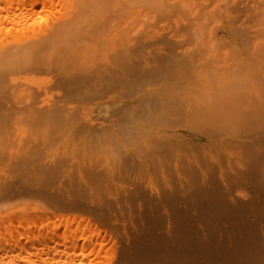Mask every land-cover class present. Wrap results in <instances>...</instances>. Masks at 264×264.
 <instances>
[{
    "label": "rangeland",
    "instance_id": "1",
    "mask_svg": "<svg viewBox=\"0 0 264 264\" xmlns=\"http://www.w3.org/2000/svg\"><path fill=\"white\" fill-rule=\"evenodd\" d=\"M151 1L145 2L149 8L146 4L139 7L141 16L136 21L142 22H133L134 37L139 35L140 24L150 30L144 54L148 72L169 56H180L181 49L191 42L189 25L193 14L184 4H190L192 11L201 9L202 5L212 8L215 0ZM220 1L226 16L217 13V18L236 28L243 22L245 26L240 31L247 33H242L243 40L250 46H255L254 41L260 44L259 54L264 56V23L261 21L264 13L256 17L259 23L252 15L258 3L263 5L258 7L264 11V0ZM206 9L204 7L205 11L212 10ZM259 24L262 30L257 29ZM247 27L249 29H245ZM228 28L222 26L215 31L231 39ZM247 30L252 36L261 35L262 40L255 39L257 35L252 37ZM248 48L254 49L247 46L243 58L231 53V58L226 60L222 55L219 62L224 66L216 59L207 60L199 54L196 65L200 71L182 65L178 72L167 74L166 86L180 93L186 91L181 99L188 97L189 100L176 104L166 126H156L153 131L139 135L133 133L126 143L112 146L111 152L98 139L101 133L93 126H106L119 115L104 111L105 100L73 102L64 127L39 128L35 135L36 161L61 169L43 174L35 184V189L40 187L39 190H20L2 203L15 207L40 203L51 206L52 201L53 207L58 197L52 190L67 189L74 183L79 166L99 162L115 168L132 157L140 158L144 165L129 167L130 178L123 168L124 174L123 170L119 171L120 175L117 173L119 182L115 181L116 174L110 183L114 191L110 189L112 186H105L107 191L101 187L103 192L111 191L108 195L101 192V196L94 190L96 199L101 197L109 209H123L122 214L119 211L117 215L121 219L124 216V230L121 229L120 240L109 252L114 258L112 264H264V57L259 60L256 51L251 53L252 49ZM140 54V51L134 53L137 59ZM141 94L144 90L112 102L120 108ZM185 106L191 113L185 111ZM159 141L167 145L162 155L156 152ZM120 186L126 190L118 191ZM107 199L115 204L108 205ZM125 217L129 219L126 221Z\"/></svg>",
    "mask_w": 264,
    "mask_h": 264
},
{
    "label": "bare ground",
    "instance_id": "2",
    "mask_svg": "<svg viewBox=\"0 0 264 264\" xmlns=\"http://www.w3.org/2000/svg\"><path fill=\"white\" fill-rule=\"evenodd\" d=\"M149 1L152 2L0 0V264H112L114 258L109 256V252L115 242L120 240V231L124 230V216L121 219L117 215L119 211L122 214L123 209H109L100 196V199H96L95 194H109L115 190L110 183L117 173L124 174V170L126 172L129 167L139 165L141 168L144 165L140 158L134 157L115 168L109 167L107 163L84 164L78 167L79 175L67 189L52 190V194L58 197L53 207L50 200L51 206L40 203L17 204L15 207L8 206L7 201L5 205L2 202L20 190H39V186L35 189V184L43 174L61 169L54 164L36 161L38 144L35 135L39 128L64 127L73 102L105 100L102 105L104 111L119 116L106 126L98 128L95 125L93 128L101 133L98 139L111 152L112 146L126 143L133 133L139 135L144 131H153L156 126H166L176 104L180 102L179 105H182L185 102L183 100L188 98L185 96L181 99L186 91L180 93L166 86V75L178 72L182 65L200 71L201 68L198 69L196 65L199 54L207 60L216 59L219 62L222 55H225L223 58L226 57V60L231 58V53L243 58L247 46H253L255 50L248 48L250 52L256 51L259 60L264 57L259 54L260 44L252 40L255 46H250L246 39L243 40V34L247 35L240 31L244 28L243 22L236 28L233 24L219 20L220 16L217 18L216 14L223 13L225 8L220 0H215L210 6L212 8L208 6L207 9H212L208 11L204 10L206 5L191 11L190 4L185 3L183 7L193 14L190 16L187 13L193 17L189 25L191 42L181 49L180 56L173 54L158 66L149 68L151 71L148 72L144 54L150 30L145 27L147 25L140 24L139 35L134 37L133 30L136 28H133L136 26H133V22L141 16L138 13L141 12V6L145 2L149 4ZM258 6L263 5L258 3L256 8H252L255 20L264 13ZM261 21L264 23V15ZM215 22L219 24L218 27ZM260 24L256 27L262 30ZM222 26L229 27L227 31L231 39L215 31ZM248 33L251 35L250 31ZM258 37L262 40L264 34L262 37L257 35L255 39ZM137 51L141 52L138 59L134 55ZM220 65L224 66V63ZM138 90H144V94L129 102L131 104L127 102L117 108L112 102L131 97ZM184 109L191 113L188 106ZM155 147L159 155L167 149L162 141ZM119 175L115 181L119 182ZM105 186H112L110 189L113 190L106 192ZM101 187L106 191L103 192L104 188L102 190ZM123 187L120 186L118 191ZM113 194L115 197L116 193ZM124 195L129 198L127 193ZM119 196L117 198L121 199ZM104 198L106 201V196ZM115 198L114 201L117 200ZM109 199L107 203L111 205ZM125 218L126 221L129 219Z\"/></svg>",
    "mask_w": 264,
    "mask_h": 264
}]
</instances>
